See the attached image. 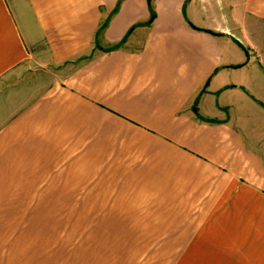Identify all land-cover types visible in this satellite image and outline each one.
Masks as SVG:
<instances>
[{
	"label": "crops",
	"instance_id": "crops-1",
	"mask_svg": "<svg viewBox=\"0 0 264 264\" xmlns=\"http://www.w3.org/2000/svg\"><path fill=\"white\" fill-rule=\"evenodd\" d=\"M148 1L0 0V264H264V0Z\"/></svg>",
	"mask_w": 264,
	"mask_h": 264
},
{
	"label": "rangeland",
	"instance_id": "rangeland-1",
	"mask_svg": "<svg viewBox=\"0 0 264 264\" xmlns=\"http://www.w3.org/2000/svg\"><path fill=\"white\" fill-rule=\"evenodd\" d=\"M197 11L202 13V9H200V8H198ZM191 25H193V27H195V28H198L193 23H191ZM28 70H29L28 71L29 73L27 74L28 76L24 77L25 80H23V81L17 80L15 82H12L14 88H17V90H19V92H15L14 97H13L14 93H13L12 97H8V103L9 104H11L13 100H14L13 101L14 105H17L18 103H20V102H18L19 100H21V101L23 99L27 100V97L30 95L32 89H35V95L38 94L39 90L43 86L42 83L45 82L44 78H46V77H42L43 74H45V76H46L47 74L50 73V72H48L46 67H43V66L38 65V64H34V66ZM27 78L30 79L31 82ZM9 85H11V83L8 84L6 86V88H10L11 86H9ZM16 85H18V87H20V88L16 87ZM26 100H24V101H26Z\"/></svg>",
	"mask_w": 264,
	"mask_h": 264
},
{
	"label": "trees",
	"instance_id": "trees-1",
	"mask_svg": "<svg viewBox=\"0 0 264 264\" xmlns=\"http://www.w3.org/2000/svg\"><path fill=\"white\" fill-rule=\"evenodd\" d=\"M148 3H149V6H150V9L152 10V17H151V20H150V23H152L156 19V13L153 11V8L151 6L152 5V0L148 1ZM189 25L192 28H194L193 25H191V23H189Z\"/></svg>",
	"mask_w": 264,
	"mask_h": 264
},
{
	"label": "water",
	"instance_id": "water-1",
	"mask_svg": "<svg viewBox=\"0 0 264 264\" xmlns=\"http://www.w3.org/2000/svg\"><path fill=\"white\" fill-rule=\"evenodd\" d=\"M208 33L211 34V35H218V34H215L213 32H210V31H208Z\"/></svg>",
	"mask_w": 264,
	"mask_h": 264
}]
</instances>
